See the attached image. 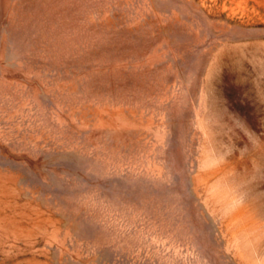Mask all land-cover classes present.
Returning a JSON list of instances; mask_svg holds the SVG:
<instances>
[{"label": "rangeland", "instance_id": "374dc122", "mask_svg": "<svg viewBox=\"0 0 264 264\" xmlns=\"http://www.w3.org/2000/svg\"><path fill=\"white\" fill-rule=\"evenodd\" d=\"M0 264H264V0H0Z\"/></svg>", "mask_w": 264, "mask_h": 264}]
</instances>
